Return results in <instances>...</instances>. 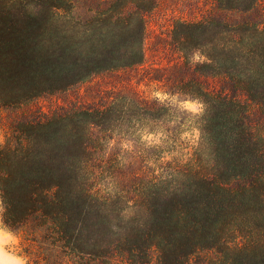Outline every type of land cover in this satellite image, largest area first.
Masks as SVG:
<instances>
[{"label":"trees","instance_id":"obj_1","mask_svg":"<svg viewBox=\"0 0 264 264\" xmlns=\"http://www.w3.org/2000/svg\"><path fill=\"white\" fill-rule=\"evenodd\" d=\"M77 1L29 0L19 10H0L3 226L19 239V254L27 264H102L113 260L121 242L150 260L157 254L160 264H186L194 253L215 248L224 238L220 225L236 204L225 177L178 164L168 169L163 180L154 176L144 181L142 172L132 173V218L125 226L115 224L124 220L121 215L126 211L110 209L111 197L97 189L95 169L90 178L86 176L89 157L95 156L92 131L109 124L112 112L17 111L95 74L145 63V15L155 7V0H148L149 6L117 0L113 15L105 18L96 0H88L84 6L98 17L72 25L67 20L79 11ZM257 2L220 1L216 15L206 21L179 24L186 30L182 38L192 40L202 37L207 25L216 28L213 44L218 54L213 60L224 57V64L211 66L216 75L231 74L244 58L240 49L232 52L222 39L247 31L245 23L229 21L228 14L250 12ZM196 42L192 44L204 46ZM170 92L201 101L205 111H216L210 125H220L223 132L217 151L225 172L233 170L231 177L248 176L249 158L258 153L249 144L242 102L222 91H210L199 77ZM155 111L148 106L138 112L151 118ZM163 111L169 115V109ZM174 134L167 131L168 140ZM259 263L264 264V253Z\"/></svg>","mask_w":264,"mask_h":264},{"label":"rangeland","instance_id":"obj_2","mask_svg":"<svg viewBox=\"0 0 264 264\" xmlns=\"http://www.w3.org/2000/svg\"><path fill=\"white\" fill-rule=\"evenodd\" d=\"M86 1H77L79 11L67 20L72 25L98 17L88 12L84 6ZM116 1L96 0L100 5L98 12L103 13L101 17L113 15L112 4ZM123 1L150 5L148 0ZM220 1L227 0H155V7H150L145 15L147 38L142 66L95 74L17 111L112 112L109 124L92 131L95 156L89 157L86 176L90 178L95 169L97 189L111 197L110 209L126 211L121 215L124 220H116L115 224L120 222L125 226L132 218V173L142 172L144 181L154 176L163 180L168 169L178 164L194 165L225 177L236 204L220 225V235L224 238L219 246L194 253L186 264H260L264 253V0H258L257 8L250 12L228 14L229 21L245 23L247 31L222 38L229 42L232 52L237 48L244 55L242 65L226 76L216 75L211 67L224 64V57L213 60L218 54L213 44L216 28L207 25L203 36H194L192 40L182 38L186 30L179 26L180 23H201L216 15ZM28 2L0 0V10H19ZM193 41H200L204 46L193 45ZM235 41L240 44L235 45ZM194 77H199L210 91H222L242 102L249 144L258 153L257 157L249 158L248 176L231 177L233 170L225 172V162L217 151L223 132L220 125H210L211 119L217 117L216 111H205L201 101L170 92L172 87H182ZM186 101L197 102L202 107L196 111L186 109L181 106ZM148 106L157 110L155 117L138 112ZM163 109H169V115L165 116ZM209 126L213 128L208 131ZM167 131L175 132L173 140H168ZM3 143L0 130V145ZM122 243L114 251L113 260H102V264H160L157 254L150 260L138 250L130 251L131 244ZM5 251L23 258L19 254V239L13 233Z\"/></svg>","mask_w":264,"mask_h":264},{"label":"clouds","instance_id":"obj_3","mask_svg":"<svg viewBox=\"0 0 264 264\" xmlns=\"http://www.w3.org/2000/svg\"><path fill=\"white\" fill-rule=\"evenodd\" d=\"M173 102H175L176 98L173 97ZM182 107L186 109H190L193 111L198 110L201 105L194 101H186L182 105ZM3 212L2 202H0V213ZM12 239V233L6 231L2 220H0V264H26V261L18 256H12L10 253L5 251V245Z\"/></svg>","mask_w":264,"mask_h":264}]
</instances>
